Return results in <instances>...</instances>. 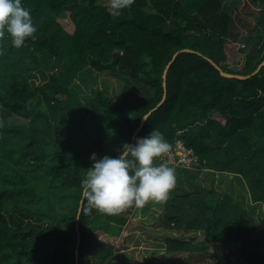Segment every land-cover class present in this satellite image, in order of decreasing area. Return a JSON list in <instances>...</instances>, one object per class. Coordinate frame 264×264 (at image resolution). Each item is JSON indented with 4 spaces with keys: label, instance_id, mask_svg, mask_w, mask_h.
I'll list each match as a JSON object with an SVG mask.
<instances>
[{
    "label": "trees",
    "instance_id": "trees-1",
    "mask_svg": "<svg viewBox=\"0 0 264 264\" xmlns=\"http://www.w3.org/2000/svg\"><path fill=\"white\" fill-rule=\"evenodd\" d=\"M248 1L264 9V0ZM223 2L132 0L113 15L96 0H21L37 31L20 49L7 36L0 41V264L112 262L114 246L93 232L118 236L134 206L108 215L83 200L76 223L81 182L93 153L115 158L131 142L161 101L163 71L177 52L165 99L133 143L152 128L171 147L180 140L197 158L194 169L211 182L218 175L225 189L192 185L166 202L168 230L203 233L202 241L168 240L165 252L183 256L169 264L194 257L264 264V226L234 188L264 212V66L238 80L209 62L223 73L250 75L264 61V35L250 56L234 52V20ZM84 68L116 78L118 100L101 92L90 105L76 98L70 87ZM211 245L238 252L209 254Z\"/></svg>",
    "mask_w": 264,
    "mask_h": 264
},
{
    "label": "rangeland",
    "instance_id": "rangeland-1",
    "mask_svg": "<svg viewBox=\"0 0 264 264\" xmlns=\"http://www.w3.org/2000/svg\"><path fill=\"white\" fill-rule=\"evenodd\" d=\"M98 5L110 7L111 0H96ZM223 9L231 15L234 20L232 31L235 42L234 52H242L250 56L254 53V45L257 37L264 35V9L261 6L253 5L248 0H224ZM228 55H232L227 46ZM48 73V72H46ZM43 78L37 75L34 78L36 85L42 83ZM120 84L116 78L109 74L95 73L90 68H84L71 84V92L82 103L90 105L95 94L101 92L103 95L118 100ZM145 94V93H144ZM89 99V100H87ZM197 126V125H195ZM187 170V171H186ZM175 187L169 192L165 201H149L143 207H135L128 211V219L121 228L118 236L113 237L104 232L94 231L93 234L99 240L113 244L114 258L111 263L95 262L93 259H84V264H169L170 259H182V255L170 256L165 252L166 242L173 239L202 241V232H177L168 230L164 223L165 204L175 195L192 192V185L212 186L215 190L224 191L225 183L219 182V176L214 180L204 170L199 169H178L175 168ZM234 188L244 194L239 202L248 209L254 218L264 226V212L261 205H250L248 197L239 184L234 183ZM222 252L237 254L233 246L211 245L207 253L221 254ZM170 256V257H169ZM233 259V257L231 258ZM179 264V263H174ZM186 264V263H180ZM187 264H208L205 258L194 257L187 261Z\"/></svg>",
    "mask_w": 264,
    "mask_h": 264
},
{
    "label": "clouds",
    "instance_id": "clouds-1",
    "mask_svg": "<svg viewBox=\"0 0 264 264\" xmlns=\"http://www.w3.org/2000/svg\"><path fill=\"white\" fill-rule=\"evenodd\" d=\"M132 0H111L112 14L118 15ZM37 29L30 11L21 0H0V41L6 36L12 47L20 49L26 38L33 37ZM171 145L164 135L152 128L150 134L125 143L113 158H97L93 153L92 167L81 182L82 199L97 211L114 215L128 207H143L149 201L161 202L175 187V168L154 162L170 152Z\"/></svg>",
    "mask_w": 264,
    "mask_h": 264
},
{
    "label": "built area",
    "instance_id": "built-area-1",
    "mask_svg": "<svg viewBox=\"0 0 264 264\" xmlns=\"http://www.w3.org/2000/svg\"><path fill=\"white\" fill-rule=\"evenodd\" d=\"M196 160L197 158L191 149H187L180 140H175L174 144L170 148V152L157 159L155 164L159 165L163 163L169 167L178 169H194L197 163Z\"/></svg>",
    "mask_w": 264,
    "mask_h": 264
},
{
    "label": "water",
    "instance_id": "water-1",
    "mask_svg": "<svg viewBox=\"0 0 264 264\" xmlns=\"http://www.w3.org/2000/svg\"><path fill=\"white\" fill-rule=\"evenodd\" d=\"M181 52H192L190 50H182ZM180 52H177L173 55L171 61L167 64V66L165 67L164 71H163V76H162V82H163V89H164V93H163V96H162V99L161 101L152 109L150 110L147 114H145L140 123H139V126L138 128L135 130V132L133 133L132 135V138H131V142L129 144H133V141H134V138L136 136V134L138 133V131L142 128L144 122L146 121V119L157 109L161 106V104L163 103L164 99H165V77H166V73H167V69L169 67V65L173 62V60L177 57V55L179 54ZM212 66L218 70L219 74L223 77H226V78H230V79H238V80H247L253 76H255L258 71L264 66V61H262L256 68V70L254 72H252L250 75H247V76H238V75H232V74H227V73H223L219 68L218 66H216L213 62L209 61ZM82 202H83V199L81 198L80 202H79V207H78V212H77V216H76V223L78 221V217H79V214H80V211H81V207H82ZM78 241L79 239L77 240V245H76V248H75V260L77 262V259H78Z\"/></svg>",
    "mask_w": 264,
    "mask_h": 264
}]
</instances>
